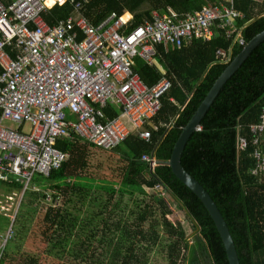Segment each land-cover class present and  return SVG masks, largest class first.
<instances>
[{
    "label": "trees",
    "instance_id": "16d2710c",
    "mask_svg": "<svg viewBox=\"0 0 264 264\" xmlns=\"http://www.w3.org/2000/svg\"><path fill=\"white\" fill-rule=\"evenodd\" d=\"M0 1L6 5L13 0ZM51 2L46 0L47 5ZM205 3L87 0L80 12L93 26L111 13L122 16L128 12L131 18L126 31H130L143 21H151L152 11L163 16L171 9L182 15L200 10ZM234 3L243 15L236 29L241 27L240 37L245 44L264 29V3L258 12L252 10L255 3L251 0ZM72 13L74 8L67 2L53 5L42 17L54 24ZM128 17L124 14L122 19ZM235 33L226 36V30L214 27L207 41L194 39L180 48L155 46V59L165 65L171 85L160 97L159 111L149 121L148 141L139 138L133 128L111 149L94 146L74 133L58 138L55 147L67 158L47 176L33 177L35 190L24 192L13 219L0 214V232L10 228L15 236L26 233L24 228L31 224L26 226L30 222L28 210L34 211L25 248L14 258L19 248L12 237L7 238L0 264H149L152 253L161 254L165 264H228L218 232L200 200L171 173L169 166L161 164L150 169L140 157L152 153L158 161L169 159L181 129L241 50L243 45L234 40ZM221 57L228 60L224 62ZM131 68L147 86L161 76L139 57L132 59ZM263 106L264 40L223 84L180 157L185 171L201 184L221 213L239 264H264V174L255 177L249 173L254 165L249 125L257 122ZM105 113L113 118L118 111L108 105ZM238 136L247 141L243 150L237 148ZM155 183L163 186L164 197L145 191ZM13 186L0 180V187L10 193ZM166 197L190 221L194 232L191 243L182 226L167 219L170 210ZM45 254L49 262L42 261Z\"/></svg>",
    "mask_w": 264,
    "mask_h": 264
},
{
    "label": "built area",
    "instance_id": "2783aa9c",
    "mask_svg": "<svg viewBox=\"0 0 264 264\" xmlns=\"http://www.w3.org/2000/svg\"><path fill=\"white\" fill-rule=\"evenodd\" d=\"M51 1L50 5L46 0H13L6 5L0 1V180L14 178L20 198L34 188L36 174L47 176L67 158L55 147L58 138L74 133L111 149L133 128L148 141L150 130L145 127L171 85L166 68L156 62L155 46L180 48L194 39L207 41L214 27L229 36L240 16L231 5L203 6L182 15L152 12L151 21L126 31L128 20L115 13L93 26L80 12L87 0ZM67 2L74 13L54 24L43 19L53 5ZM237 41L244 45L241 37ZM134 57L156 65L161 76L154 84L145 85L132 70ZM108 105L118 111L113 118L105 113ZM249 133L254 160L249 173L258 177L264 174V106ZM246 146V139L238 136V150ZM140 159L150 169L157 166L152 153ZM151 191L165 196L160 183ZM3 247L2 243L0 259Z\"/></svg>",
    "mask_w": 264,
    "mask_h": 264
},
{
    "label": "water",
    "instance_id": "95a60500",
    "mask_svg": "<svg viewBox=\"0 0 264 264\" xmlns=\"http://www.w3.org/2000/svg\"><path fill=\"white\" fill-rule=\"evenodd\" d=\"M264 40V29L249 39L241 48V50L229 61L224 70L215 79L212 86L200 102L190 119L181 129L171 151V155L167 161H156V165L166 164L169 166L171 173L184 184L202 203L203 207L210 216L216 231L222 242L228 264H239L237 252L229 232V229L219 212L216 204L206 192V190L195 180L181 165L180 157L186 141L190 135L199 129L200 120L207 111L212 101L217 96L223 84L242 64L251 51ZM10 228H8L3 244L7 240Z\"/></svg>",
    "mask_w": 264,
    "mask_h": 264
},
{
    "label": "rangeland",
    "instance_id": "374dc122",
    "mask_svg": "<svg viewBox=\"0 0 264 264\" xmlns=\"http://www.w3.org/2000/svg\"><path fill=\"white\" fill-rule=\"evenodd\" d=\"M3 124L6 126H10L12 128L16 127L15 123H10V122L4 121ZM25 127H26L25 130L29 129L28 125H26ZM34 190H35L34 188L30 189V191H34ZM10 192L11 191L7 190L6 188L0 187V214L8 216L9 218L13 219L16 212H17V209L19 208V202H20L21 198L18 194H15L14 192L13 193H10ZM25 199H26V197L24 198V200ZM166 200L169 202V205L171 206L172 212H173L169 215V218L171 220H173L174 219L173 215H175L176 219L180 220V225L182 226V228H184L185 233L188 234L189 243H191L190 241H192V239L194 237V232L192 231V228L189 226V222L187 221V218L185 217V215L183 214L182 211L175 209L173 202L170 201V199L168 197H166ZM33 219H34V211L32 209H29L28 213H27V221H30V222L27 223L26 226H28L31 223L29 226V228H30L32 225ZM29 228H27V227L24 228V230H26L25 234L20 232V233L16 234L15 236L12 234L11 230L9 231L7 238L12 237V241L15 243L16 247L19 248L17 253L13 256L14 258L18 257V255H19L18 253L21 251V249L23 247L25 248L24 242H25L27 235L29 233V230H30ZM0 233H1V235H3L0 238V245H1L5 239L7 230H5V228H4L1 230ZM162 259H163L162 255L158 254V255L154 256L153 260L150 261V264H165L162 261ZM49 260H50V257H48L46 254L43 255V259H42L43 262H49ZM177 264H180V263H177Z\"/></svg>",
    "mask_w": 264,
    "mask_h": 264
},
{
    "label": "crops",
    "instance_id": "0c3cea01",
    "mask_svg": "<svg viewBox=\"0 0 264 264\" xmlns=\"http://www.w3.org/2000/svg\"><path fill=\"white\" fill-rule=\"evenodd\" d=\"M252 2H254L255 4H254V6L252 7V10L254 11V12H258V11H260L259 10V8H261L262 7V5H263V3H264V0H251ZM205 4H203V6H220V7H223V6H229V5H231L239 14H240V16L238 17V18H236L234 21H233V28H234V30L233 31H236V33H235V35H234V40H236L237 38H239L240 37V30H241V27L240 28H238V29H236V22L238 21V20H240L242 17H243V15H242V12L238 9V8H236L235 7V3H234V0H214V1H212V2H209V1H207V0H205ZM202 6V7H203ZM236 6H237V4H236ZM238 6H242V5H239L238 4ZM201 7V8H202ZM169 11H172L171 9H168ZM152 12H155V11H152ZM173 12V11H172ZM124 14H127L129 17H128V21L130 20V18H131V15L128 13V12H124L123 13V15ZM122 15V16H123ZM156 62H160L157 58H156ZM162 64V63H161ZM164 65V64H163ZM154 67L157 69V67H156V65H154ZM164 67H165V65H164ZM202 76V75H201ZM148 127L146 126L145 127V129H147ZM1 181H3V180H1ZM4 183H6V184H11L12 186H13V192L15 193V194H18V190H19V183L17 182V181H15L14 180V178H12V177H8V181L6 182V181H3ZM150 190H151V188L149 189V188H145V191L146 192H150ZM153 192V191H152ZM155 193V192H154ZM171 201V200H170ZM166 203H167V205H168V208H169V210H170V213L169 214H167L166 215V217H167V219H169L172 223H179L180 224V220L179 219H176V217H175V215H173V220H171L170 218H169V215L171 214V213H173L172 212V208H171V206L169 205V202L166 200ZM173 204H174V206H175V209L176 210H180V211H182L183 212V214L185 215V213H184V211L183 210H181L179 207H178V205L176 204V203H174L173 202ZM185 217H186V215H185ZM187 218V217H186ZM187 221L189 222V226L191 227V223H190V221L188 220V218H187ZM183 230H184V228H183ZM184 232H185V230H184ZM186 234V233H185ZM187 235V239L189 240V236H188V234H186ZM191 242V241H190ZM154 256H156L154 253H152L151 255H150V261L151 260H153V258H154ZM163 257V256H162ZM162 261L164 262V260L162 259ZM150 264V263H149Z\"/></svg>",
    "mask_w": 264,
    "mask_h": 264
}]
</instances>
